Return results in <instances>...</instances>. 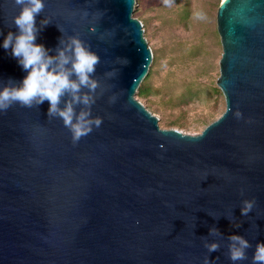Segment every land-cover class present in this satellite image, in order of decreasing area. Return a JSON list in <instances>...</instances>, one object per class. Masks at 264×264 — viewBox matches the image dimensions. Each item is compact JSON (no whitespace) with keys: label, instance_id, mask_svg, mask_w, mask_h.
I'll return each instance as SVG.
<instances>
[{"label":"water","instance_id":"1","mask_svg":"<svg viewBox=\"0 0 264 264\" xmlns=\"http://www.w3.org/2000/svg\"><path fill=\"white\" fill-rule=\"evenodd\" d=\"M43 3L35 43L51 69L71 71L74 39L99 57L95 91L79 93L95 103L65 95L59 108L73 102L77 116L90 110L103 123L73 142L47 101L0 111V264H233L231 236L251 245L236 264H252L264 242V0L220 3L225 111L194 135L161 128L136 99L153 60L136 0ZM21 8L0 0V91L27 75L3 48L9 33L19 35ZM61 51L70 61L63 69ZM212 243L219 251L208 252Z\"/></svg>","mask_w":264,"mask_h":264},{"label":"rangeland","instance_id":"2","mask_svg":"<svg viewBox=\"0 0 264 264\" xmlns=\"http://www.w3.org/2000/svg\"><path fill=\"white\" fill-rule=\"evenodd\" d=\"M221 2L174 0L168 7L163 0H136L133 16L143 23L153 52L150 94L137 93L136 99L163 129L200 134L225 111L224 96L216 92L222 56L217 29Z\"/></svg>","mask_w":264,"mask_h":264},{"label":"clouds","instance_id":"3","mask_svg":"<svg viewBox=\"0 0 264 264\" xmlns=\"http://www.w3.org/2000/svg\"><path fill=\"white\" fill-rule=\"evenodd\" d=\"M14 2L22 6L20 13L14 18V25L19 30V35L14 37L12 33H9L4 39L3 48L12 49V56L27 75L19 87H6L0 91V111L7 112L13 104L31 108L34 102L42 105L47 101L50 105L48 114L58 115L63 120L64 126L71 131L73 142L79 141L93 131V125L99 128L103 123L99 117L95 120L89 119L90 110L81 111L77 116L73 108V102L82 103L89 109L95 103L89 95L81 97L79 93L82 87L89 88L92 92L95 91L97 83L90 79V74L94 73L99 57L88 51L80 41L74 39L72 49L74 60L71 61V71L51 69L53 58L45 59V47L35 43L37 32L40 31L36 28V16L44 9L43 0H14ZM163 3L170 7L174 0H163ZM44 26L46 27L47 23ZM59 56L60 68L63 69V66L70 61L62 51ZM73 74L77 80L70 79ZM65 95H71L73 102L67 103L66 107L61 110L59 108L61 97ZM235 116L241 118L242 113L237 110ZM243 203L241 215L247 216L252 211L255 200H245ZM215 232V229H210V234H215ZM205 247L209 253L219 251V245L216 243L206 244ZM250 247V243L244 237L231 236L227 255L233 264H236L248 258L246 250ZM204 264H210L207 257H205ZM252 264H264V242L256 245Z\"/></svg>","mask_w":264,"mask_h":264},{"label":"trees","instance_id":"4","mask_svg":"<svg viewBox=\"0 0 264 264\" xmlns=\"http://www.w3.org/2000/svg\"><path fill=\"white\" fill-rule=\"evenodd\" d=\"M143 27H144V25H143ZM149 75L150 74H148L147 78L144 79V81L142 82V84L139 87L138 94L140 96H148L150 94L151 86L148 83V78L150 77ZM216 92H217V94H221V91L219 88H216Z\"/></svg>","mask_w":264,"mask_h":264}]
</instances>
